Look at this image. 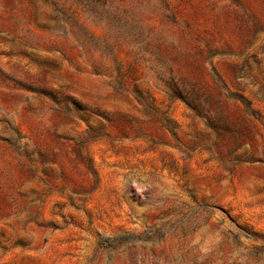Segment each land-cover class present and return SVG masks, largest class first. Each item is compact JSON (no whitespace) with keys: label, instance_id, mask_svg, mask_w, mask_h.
I'll list each match as a JSON object with an SVG mask.
<instances>
[{"label":"rangeland","instance_id":"1","mask_svg":"<svg viewBox=\"0 0 264 264\" xmlns=\"http://www.w3.org/2000/svg\"><path fill=\"white\" fill-rule=\"evenodd\" d=\"M0 264H264V0H0Z\"/></svg>","mask_w":264,"mask_h":264}]
</instances>
